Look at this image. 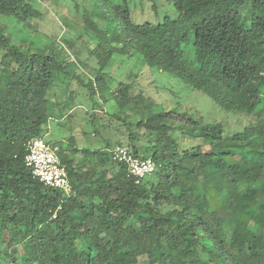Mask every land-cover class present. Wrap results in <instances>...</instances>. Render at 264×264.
<instances>
[{
	"label": "trees",
	"instance_id": "trees-1",
	"mask_svg": "<svg viewBox=\"0 0 264 264\" xmlns=\"http://www.w3.org/2000/svg\"><path fill=\"white\" fill-rule=\"evenodd\" d=\"M74 1L82 41L36 31L37 0H0V264H264V119L226 136L221 123L156 105L139 81L144 69L167 73L226 111L264 110V0H163L175 16L162 17L150 0L157 23L137 21L130 0ZM177 20L178 47L156 43L151 31ZM117 55L131 63L125 80L107 72ZM79 95L106 147L52 144L66 194L25 157L49 122L73 117ZM180 138L198 145L181 149ZM116 146L151 158L155 173L137 183Z\"/></svg>",
	"mask_w": 264,
	"mask_h": 264
},
{
	"label": "rangeland",
	"instance_id": "rangeland-1",
	"mask_svg": "<svg viewBox=\"0 0 264 264\" xmlns=\"http://www.w3.org/2000/svg\"><path fill=\"white\" fill-rule=\"evenodd\" d=\"M120 2V1H119ZM131 6L134 11V15L139 22L150 21L157 23L160 17H157L155 12L151 9L152 2L150 0H130ZM161 17L167 13L171 16H175V11L171 5L163 0H159ZM74 0H37L36 6L43 14V19L31 21V25L41 34L47 37L54 38L62 41V34H65L67 39H73V41L80 40L78 33L82 26V19L79 14V9L76 7ZM78 7L84 5L87 7L88 2L86 0H77ZM91 9L93 8L92 2L89 3ZM5 23V19H2V24ZM181 22L179 20L174 24L164 25L158 29L151 31V36L158 44L165 42H171L174 47H178V39L181 32ZM89 41L83 58L87 59L90 65L96 66V60L93 59L91 51L94 49L96 42L92 41L90 37H86ZM80 45V44H79ZM84 47V46H83ZM86 47V44H85ZM85 50V49H84ZM90 50V51H89ZM97 57L98 50L93 52ZM92 56V57H91ZM110 68L107 72H111L115 79L125 80L129 73L131 63L128 62L123 56H113L109 61ZM129 63V64H128ZM117 81V80H116ZM140 86L145 93L152 97L156 105L161 106L167 110L177 109L180 112L186 111L194 115L195 119L202 118L205 123H221L225 128L226 136H232L238 131L243 130L247 126L259 122L264 119V110L254 113L250 116L244 114H237L235 112L226 111L220 108L211 98L203 93L193 90L188 84L181 79H178L170 74L164 73H152L147 69L143 70L140 78ZM73 89L77 90L76 83L73 85ZM83 95H79L76 98V105L81 104L86 98ZM74 107L73 117L66 119L58 126L56 123L49 122L52 129L51 135L46 136V140L49 139V144L60 139H68L74 137L79 146H86L89 148H105L106 144L100 142V138L91 136L94 131V127L88 124L86 119V106ZM115 106L110 103L105 105V108L109 110V107ZM103 116V114H99ZM86 136H85V135ZM199 140H188L180 138L179 144L181 149L190 148L193 145H198ZM67 145L65 141V146ZM58 150V148H56Z\"/></svg>",
	"mask_w": 264,
	"mask_h": 264
},
{
	"label": "built area",
	"instance_id": "built-area-1",
	"mask_svg": "<svg viewBox=\"0 0 264 264\" xmlns=\"http://www.w3.org/2000/svg\"><path fill=\"white\" fill-rule=\"evenodd\" d=\"M113 159L126 166L130 176L140 183L155 173L157 166L151 158H139L129 148L116 146L109 150ZM25 165L35 178L46 186L61 190L66 194L72 192V185L66 168L63 166L56 148L47 143L46 138H36L27 145Z\"/></svg>",
	"mask_w": 264,
	"mask_h": 264
}]
</instances>
